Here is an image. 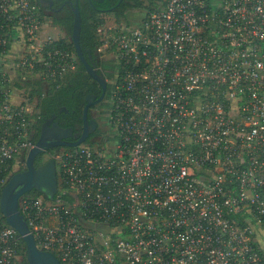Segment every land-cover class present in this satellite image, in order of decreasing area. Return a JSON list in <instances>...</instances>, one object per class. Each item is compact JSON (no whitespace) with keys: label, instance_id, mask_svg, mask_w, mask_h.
Wrapping results in <instances>:
<instances>
[{"label":"built area","instance_id":"obj_1","mask_svg":"<svg viewBox=\"0 0 264 264\" xmlns=\"http://www.w3.org/2000/svg\"><path fill=\"white\" fill-rule=\"evenodd\" d=\"M108 21L109 139L51 155L53 201L19 210L64 264H264V0H146ZM35 0H0V196L35 148V82L78 58ZM29 86V87H28ZM0 211V264H23Z\"/></svg>","mask_w":264,"mask_h":264},{"label":"water","instance_id":"obj_2","mask_svg":"<svg viewBox=\"0 0 264 264\" xmlns=\"http://www.w3.org/2000/svg\"><path fill=\"white\" fill-rule=\"evenodd\" d=\"M103 3L106 0H90ZM70 2L74 12V24L72 40L78 59L85 67L88 75L105 88V79L98 72L96 63L93 62V52L87 50L88 58L85 56L81 47L82 16L78 5ZM87 109H85L84 119L87 122ZM53 119L48 120L41 130L36 146L32 149L25 159L26 169L14 173L0 196V211L9 226L14 228L25 244L26 259L28 264H62L61 261L52 253L40 250L36 239L32 234L26 218L19 210V201L24 195L36 191L47 199L53 201L59 192V180L57 174L56 161L50 158L40 165H36L37 158L50 149L74 148L84 144L92 130H86L82 137L76 142H68L66 139L71 137L73 129L60 127L56 122L50 126ZM95 130V128H94Z\"/></svg>","mask_w":264,"mask_h":264},{"label":"trees","instance_id":"obj_3","mask_svg":"<svg viewBox=\"0 0 264 264\" xmlns=\"http://www.w3.org/2000/svg\"><path fill=\"white\" fill-rule=\"evenodd\" d=\"M54 1L55 7L60 9V12L50 19L55 26L59 27L66 33V37L58 44V46L77 56L72 40L74 12L73 7L70 5V2L75 5L76 0ZM78 5L82 16V33L80 42L82 50L87 58V50H91L93 54L98 52V49L101 46L98 30L106 21H108L110 15H113L118 22H121L131 17L129 12L132 10L149 8L146 4V0H106L103 3L90 0H79ZM40 10L44 13L42 8H40ZM92 81L93 79L88 75L85 67L78 59L77 70L74 73L56 82H49L48 86L51 88V91L48 92L44 90V82L39 81L29 84L32 86V97L39 100L37 105L38 115L41 117H49L52 112H57L60 106H67L70 110L77 109L78 115L80 113L78 105L84 100V89L91 86ZM35 140L38 139L36 138ZM49 158H51V156ZM42 163L43 161L41 160L39 163H36V165ZM27 195L39 196L40 193L32 191ZM21 245L20 254L22 256L23 264H28L25 244L22 238Z\"/></svg>","mask_w":264,"mask_h":264},{"label":"flooded vegetation","instance_id":"obj_4","mask_svg":"<svg viewBox=\"0 0 264 264\" xmlns=\"http://www.w3.org/2000/svg\"><path fill=\"white\" fill-rule=\"evenodd\" d=\"M39 7L43 9L44 13L53 18L59 14L60 9L55 7L54 0H35ZM122 1V0H121ZM136 10H132V14ZM93 62L96 63L98 72L105 79V88L103 85L93 80L91 86L84 89V100L79 104L80 113L77 115V109L70 110L67 106H60L57 112H52L49 117H41L37 115L34 120V140L39 139L41 130L48 120L53 119L52 124L58 122L60 127L65 129H73V134L68 137L66 141L76 142L79 140L84 132L92 130L89 134L87 141L84 143L92 147H102L109 139V133L111 131L109 119L112 113L113 104V90L115 83L118 79L119 69L114 58L110 57V61H103L101 54L96 52L93 54ZM46 91H51V88H46ZM38 99H36V106L38 105ZM87 109V122L84 119L85 109ZM95 128V130H94ZM38 140H36L37 142ZM63 149H50L37 158V163L41 160L45 162L46 157H50L54 152ZM25 169H19L24 171Z\"/></svg>","mask_w":264,"mask_h":264},{"label":"rangeland","instance_id":"obj_5","mask_svg":"<svg viewBox=\"0 0 264 264\" xmlns=\"http://www.w3.org/2000/svg\"><path fill=\"white\" fill-rule=\"evenodd\" d=\"M129 15H131V18H133V20L134 19H138V14H135V13L132 14V11L129 12ZM115 20L116 19L114 18V16L113 15H110L109 18H108L109 25L115 24ZM55 33L57 35L59 34L60 36H63V38L66 37V33L63 30H61L59 27H57V31ZM99 53L101 54V58H102L103 61H106V62H109L110 61V57L108 58V56H109L108 54H105L104 52H99ZM43 84H44L43 86H45L44 87V90L46 88H49V86L47 84H45V83H43ZM48 159H50V158L49 157H46L45 158V161H47Z\"/></svg>","mask_w":264,"mask_h":264},{"label":"crops","instance_id":"obj_6","mask_svg":"<svg viewBox=\"0 0 264 264\" xmlns=\"http://www.w3.org/2000/svg\"><path fill=\"white\" fill-rule=\"evenodd\" d=\"M45 84H47V85H48V84H49V82H45Z\"/></svg>","mask_w":264,"mask_h":264}]
</instances>
